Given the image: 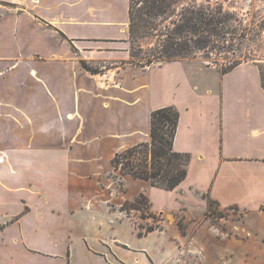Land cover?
Segmentation results:
<instances>
[{
	"label": "crops",
	"instance_id": "0c3cea01",
	"mask_svg": "<svg viewBox=\"0 0 264 264\" xmlns=\"http://www.w3.org/2000/svg\"><path fill=\"white\" fill-rule=\"evenodd\" d=\"M129 11L130 0H0V264H71L55 222L68 211L130 221L136 210L125 204L141 195L154 220L181 215L177 242L201 235L208 258L221 250L264 261L259 66L226 74L183 61L113 67L128 56ZM110 61L99 73L83 66ZM167 107L180 113L174 151L190 156L172 191L112 166L116 154L151 142V114ZM209 201L244 213L217 218L230 235L237 228L232 240L205 236Z\"/></svg>",
	"mask_w": 264,
	"mask_h": 264
},
{
	"label": "rangeland",
	"instance_id": "374dc122",
	"mask_svg": "<svg viewBox=\"0 0 264 264\" xmlns=\"http://www.w3.org/2000/svg\"><path fill=\"white\" fill-rule=\"evenodd\" d=\"M191 6L210 13L222 12L232 18L231 30L234 32L232 34L234 37L231 35L225 44L217 45L214 50L197 51L182 60L183 62L196 63L220 72L232 64H256L264 78V0H183L173 18L161 21L159 34L170 33L174 27L173 23L180 20V12ZM163 41V37L158 36L157 33L155 36L139 40L134 46L129 39L127 58L112 61L113 67L151 68L163 64L165 59H159L157 54L162 53ZM133 54L138 55V58ZM150 59L152 63L148 62ZM88 67L98 73L104 72L110 69L111 61L101 65H88ZM147 201L141 200L140 203H135L140 210L133 212L131 222L128 219L123 222L117 221L116 216L109 212L95 215L89 212L68 211L65 222H55V225L57 235L65 240V249L70 248L71 264H119L117 259L125 264H249L248 260L218 256L221 255V250L217 254L218 259L208 258L205 254V242L200 239L201 235L197 236V239L195 237L192 244L183 245L177 242L175 238L179 234L177 221L181 219V215L168 216L167 224L154 220L152 214L149 215L151 207L148 199ZM225 216L227 219L234 216L242 221L244 213L238 209H230L226 212L216 209L212 213H206L202 218L205 221V236L219 237L224 242L232 240L233 231H237V228L231 227L230 235L228 227L222 230L217 224L219 222L217 218ZM202 220H199L201 224ZM184 224L188 227L187 231L191 239L194 230L191 233L188 223L184 221ZM148 227L155 228V231L141 236L140 234ZM244 234L251 237L248 231ZM105 253L109 254L110 259ZM258 264H264V261H258Z\"/></svg>",
	"mask_w": 264,
	"mask_h": 264
},
{
	"label": "trees",
	"instance_id": "16d2710c",
	"mask_svg": "<svg viewBox=\"0 0 264 264\" xmlns=\"http://www.w3.org/2000/svg\"><path fill=\"white\" fill-rule=\"evenodd\" d=\"M182 3L183 0H130L131 45L134 46L139 40L155 36L157 33L164 40L161 44L162 53H157L159 55L157 56L159 59H165L164 63H166L182 61L197 51L214 50L217 45L225 44L228 37L234 33L231 30L232 18L225 16L222 12L210 13L191 6L180 12V20L173 23L174 27L170 33L159 34L161 21L173 18ZM133 56L138 58L136 54ZM148 62L152 63L151 59ZM239 65L232 64L223 69L222 73L226 74ZM83 66L87 71L96 73L86 63H83ZM179 120L180 113L173 107L152 112L151 142L116 154L112 160L114 170L121 176L148 181L152 187L167 191L176 189L186 179L187 167L190 163L189 155L174 151ZM119 175H115V179L121 180ZM141 200L148 202L147 198L141 195L135 203H140ZM135 203L127 202L125 209L128 212L140 210ZM209 207L211 213L217 209L213 201H209ZM154 230L155 228L148 227L140 235H148Z\"/></svg>",
	"mask_w": 264,
	"mask_h": 264
}]
</instances>
